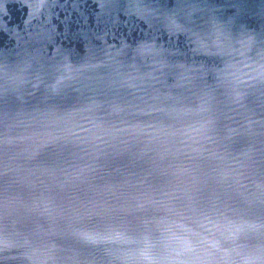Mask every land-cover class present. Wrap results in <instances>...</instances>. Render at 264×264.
Segmentation results:
<instances>
[{
	"label": "water",
	"instance_id": "obj_1",
	"mask_svg": "<svg viewBox=\"0 0 264 264\" xmlns=\"http://www.w3.org/2000/svg\"><path fill=\"white\" fill-rule=\"evenodd\" d=\"M263 24L0 0V264H264Z\"/></svg>",
	"mask_w": 264,
	"mask_h": 264
}]
</instances>
